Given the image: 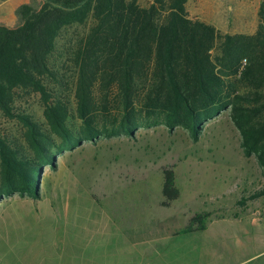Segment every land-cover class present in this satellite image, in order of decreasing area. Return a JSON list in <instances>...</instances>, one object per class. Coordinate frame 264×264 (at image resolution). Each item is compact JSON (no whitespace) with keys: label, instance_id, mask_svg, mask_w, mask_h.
I'll list each match as a JSON object with an SVG mask.
<instances>
[{"label":"trees","instance_id":"trees-1","mask_svg":"<svg viewBox=\"0 0 264 264\" xmlns=\"http://www.w3.org/2000/svg\"><path fill=\"white\" fill-rule=\"evenodd\" d=\"M187 2L29 0L14 27L0 23V118L21 128H0V202L38 200L55 153L158 124L196 142L227 110L264 177V0L253 35L190 19ZM162 173L169 208L181 192L174 169ZM261 197L264 186L239 203ZM210 216L193 215L182 233L204 231Z\"/></svg>","mask_w":264,"mask_h":264},{"label":"rangeland","instance_id":"rangeland-1","mask_svg":"<svg viewBox=\"0 0 264 264\" xmlns=\"http://www.w3.org/2000/svg\"><path fill=\"white\" fill-rule=\"evenodd\" d=\"M139 1L148 5L152 0ZM253 4L255 0H190L189 9L193 19L231 31L248 23L247 12L236 7ZM217 10L227 15L219 20L212 13ZM70 127L77 131L80 122L73 119ZM0 128L21 132L2 118ZM240 143L227 110L205 124L196 142L183 129L169 132L158 124L139 128L134 137H101L55 153L57 167L44 168L38 200L14 195L0 202V264H61L63 233L90 237L97 227H102L103 244L120 243L121 248L131 247L124 232L152 230L144 245L152 250L151 264H264V242H252L255 228L245 217H264V197L239 203L264 186V177ZM164 168L174 169L181 192L169 208L160 206ZM202 212L211 214L207 230L183 234L189 219ZM245 228L251 230L250 240L240 245L233 235ZM244 231L242 239L249 237ZM229 248L244 251L230 255L225 252ZM116 257L122 264L135 254L125 251Z\"/></svg>","mask_w":264,"mask_h":264},{"label":"crops","instance_id":"crops-1","mask_svg":"<svg viewBox=\"0 0 264 264\" xmlns=\"http://www.w3.org/2000/svg\"><path fill=\"white\" fill-rule=\"evenodd\" d=\"M28 2L29 0L1 1L0 3V23L6 26H12L14 21L15 20L17 21V17H16L17 9L21 5L27 4ZM189 2L190 0H188L186 4V9H187L189 18L193 19V15L190 13V9H189ZM260 2L261 0H255V4L253 5H243V6L236 7V10L247 12V20H246L248 21L247 25H243L241 28L239 27L234 28L231 31L229 30V27L222 28V27H218V25H213V24L212 26H214L217 30H219L220 32L224 34L253 35L257 29V24H258L257 14H258ZM227 9L229 12H231L233 7L228 6ZM212 13L216 14L219 20L222 19L225 15H227V14L222 13L220 10H217V12L212 11ZM7 17L11 18L12 21H8L9 19ZM193 20H198V19H193ZM245 217H247L248 223H250L251 228H255L254 229L255 238L252 240V242L258 239L259 240L261 239V242H264V217L256 218V217H252L249 215ZM221 218L224 219L225 217H221ZM243 218H234V219L237 220V222H240V220ZM69 219L70 218H65L64 222L69 223L70 222ZM130 220L131 219L129 218L128 223H131ZM205 230H207V228ZM241 231L246 232V235L249 237L242 239V237L245 235L241 234ZM250 235H251V230L249 229L247 230L245 228V229L240 230V234L236 232V235H233V236L240 245H244V241L250 240ZM103 236L104 234L102 232V227L100 228L97 227V229L93 231V234H91L90 237H88L86 234H77V233L68 232V231L64 232L61 238V242L64 245V251L62 253V258H63V255H64V258L61 264H120L116 256H118L120 252L124 253L125 251L128 252L129 254H133V255L135 254V258L132 260L126 261L122 264H151L150 257H151L152 250L150 247L145 248L144 245L150 242V238H152V230L144 228L143 230H133V231L129 230L127 232H124V238L126 239V243L130 244L131 246L130 248H121L120 243L119 244L117 243L118 245H112L113 242H106L105 244H103L102 242ZM173 236H174V233L171 234V237ZM223 238H226V236L224 235ZM87 242L91 243V245H87ZM243 249L244 248H237V249L229 248L228 250L226 249L224 250H226L225 252L227 254L231 255L234 253L242 252L244 251ZM227 254H225V256ZM89 255H92L93 257L90 258L88 257Z\"/></svg>","mask_w":264,"mask_h":264}]
</instances>
